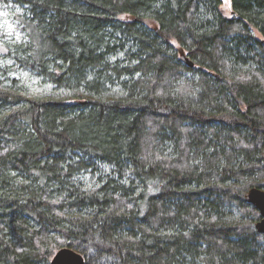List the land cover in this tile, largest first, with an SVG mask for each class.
Instances as JSON below:
<instances>
[{
  "label": "trees",
  "instance_id": "1",
  "mask_svg": "<svg viewBox=\"0 0 264 264\" xmlns=\"http://www.w3.org/2000/svg\"><path fill=\"white\" fill-rule=\"evenodd\" d=\"M15 2L20 61L80 96L0 79V264L66 246L86 264H264L246 199L264 188V0L232 17L222 0Z\"/></svg>",
  "mask_w": 264,
  "mask_h": 264
},
{
  "label": "rangeland",
  "instance_id": "2",
  "mask_svg": "<svg viewBox=\"0 0 264 264\" xmlns=\"http://www.w3.org/2000/svg\"><path fill=\"white\" fill-rule=\"evenodd\" d=\"M222 11L227 17H232L233 11L231 0H222ZM25 8L16 3L15 0H7L5 3H0V79L6 85H9L15 91L37 96L42 99H61L67 97H78L72 90H67L62 86H58L45 77L37 70L31 68L25 61H20V55L16 51L20 48L16 45L27 42L28 36L25 30L24 21L21 15L25 13ZM126 21L134 19L131 14H124L120 17ZM146 25L151 28H157V22L152 18H147ZM257 37L261 38V34L254 30ZM177 49L179 56L184 61H189L187 52L177 43H173ZM78 99H72L76 102ZM4 112L0 111V118ZM81 181L87 186L94 185L98 182V174L92 176L83 173ZM264 189V188H263ZM238 213H240L238 211ZM53 258V257H52Z\"/></svg>",
  "mask_w": 264,
  "mask_h": 264
},
{
  "label": "water",
  "instance_id": "3",
  "mask_svg": "<svg viewBox=\"0 0 264 264\" xmlns=\"http://www.w3.org/2000/svg\"><path fill=\"white\" fill-rule=\"evenodd\" d=\"M246 199L259 210L261 219L256 223V228L264 234V189L252 187L246 194ZM50 264H86V259L80 252L66 246L56 251Z\"/></svg>",
  "mask_w": 264,
  "mask_h": 264
}]
</instances>
